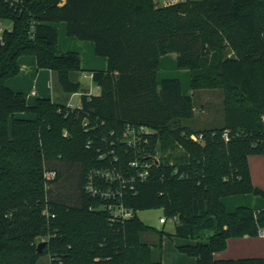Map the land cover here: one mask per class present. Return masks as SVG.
Instances as JSON below:
<instances>
[{
  "label": "trees",
  "instance_id": "obj_1",
  "mask_svg": "<svg viewBox=\"0 0 264 264\" xmlns=\"http://www.w3.org/2000/svg\"><path fill=\"white\" fill-rule=\"evenodd\" d=\"M157 1L24 0L17 9L0 2V17L11 20L0 45V264H165L161 244L153 251L142 239L158 230L137 216L155 208L176 219L172 236L188 240L177 248L195 264H264L213 256L228 238L264 229V209L229 212L222 203L234 194L264 196L248 164L264 154V0ZM60 21L67 36L92 41L107 58L106 69L91 70L98 93H82L75 107L67 98L80 91L84 70L77 51L58 48ZM167 53L189 70L193 90L221 89V127L193 131L184 123L195 113L192 96L178 78L157 80ZM24 55L56 74L65 101L29 105L7 85ZM127 125L150 129L148 143L128 147ZM145 153L159 163L123 198L134 214L110 219L97 209L104 201L84 190L88 173L114 165L131 173L128 162ZM60 164L78 169L71 196L60 192Z\"/></svg>",
  "mask_w": 264,
  "mask_h": 264
},
{
  "label": "rangeland",
  "instance_id": "obj_2",
  "mask_svg": "<svg viewBox=\"0 0 264 264\" xmlns=\"http://www.w3.org/2000/svg\"><path fill=\"white\" fill-rule=\"evenodd\" d=\"M162 2L167 3L169 0H158L157 3ZM5 25H9V21L4 22ZM58 27L59 33V41L60 43H64V45L68 44V36L66 34V23L64 21H60L56 23ZM171 56V55H169ZM20 63V71L14 77H11L9 83L11 85H15L16 89H20L24 92L26 98L30 101V103H34L38 96L49 94V88L47 85V79L45 76L38 75V72H43L45 70L37 69L35 66V57L33 55H24L19 60ZM174 64L171 66L172 69L176 71H180L177 66ZM164 70L162 67L160 69V73ZM168 71V70H167ZM167 74L163 75H172L166 72ZM83 74L86 75L85 78L81 75V87L80 90L87 91L86 93L97 92V88L91 79V71L84 70ZM174 74V73H173ZM162 75V74H161ZM158 74V80L161 78H175L172 76H164L162 77ZM36 89L37 95L35 96L32 91ZM91 91V92H90ZM194 106L196 108V113L194 116L188 120H184V123L189 126L193 131H201L206 128H216L221 127L223 125V114H222V98L223 94L221 89H196L193 90V94L191 95ZM73 101L76 103L79 100V93L75 94ZM27 100V101H28ZM73 102V103H74ZM201 105H204L205 112L200 114L198 109ZM169 150H165L164 153L168 154ZM257 154H251L250 156H256ZM59 172L61 173V181L60 184V192L64 194V190H68V194L73 193L74 184L77 182L78 177V169L74 165H64L60 164L58 167ZM63 185V187L61 186ZM72 187V188H71ZM68 196V195H65ZM70 197L68 196L67 199ZM137 216L148 226L156 228L158 231L153 232H145L142 234V239L145 242L151 243L153 245V251L156 247L159 248L158 245L161 244L160 253L162 256V262L165 264H195L196 258L191 256L185 252L179 251L176 245L184 243L188 240L175 238L172 236L174 232L176 219L168 218L166 223H160L159 218L164 216L162 209H143L137 211ZM190 242H194V240H189ZM48 258H42V262H46Z\"/></svg>",
  "mask_w": 264,
  "mask_h": 264
},
{
  "label": "crops",
  "instance_id": "obj_3",
  "mask_svg": "<svg viewBox=\"0 0 264 264\" xmlns=\"http://www.w3.org/2000/svg\"><path fill=\"white\" fill-rule=\"evenodd\" d=\"M67 38H68L69 45H64V43L61 44L59 41V33H58V48L60 50L77 51L80 54V66L83 70L88 69L91 71V70L106 69L107 58L104 56H99L95 54L94 43L92 41L80 40L75 37H69V36ZM174 61L176 63L175 53H167L160 57L159 66L157 69V80H158V74L160 75L162 74L161 75L162 77L174 75L175 78H178L180 80L182 94L192 95L193 89L191 88V85H190L189 70L179 69L180 71L178 70L176 71L175 69H172L171 66L174 64ZM35 66H36V62H35ZM161 67L164 70H162V72L160 73L159 71ZM166 72L172 75H163V74H167ZM38 75L40 76L44 75L45 79H47L49 94L42 95L43 93H41V96H38L37 98L51 96L54 99H59L63 101L66 100V98L64 97L62 93L60 85L57 81L56 74L53 71L49 69H45L43 70V72H38L37 76ZM9 80L10 79H8L7 81V85L11 89L23 92L20 89H16L15 85H11L9 83ZM160 81L161 80H158V82ZM86 92L87 91L80 90L76 93L71 94L70 97L67 98V102L73 103L74 102L73 96L75 94L79 93V96H80L82 93H86ZM32 93L35 96L38 94L36 89H34ZM221 98L223 99L222 96ZM27 100L28 98H26L27 104L29 105L33 104V103H30L29 100L28 101ZM79 101H80V97H79V100H77L76 103L74 102L73 104H79ZM198 111L200 114H203L205 112L204 105H201ZM194 112L196 113V108ZM18 116H28V115L25 113H20L18 114ZM248 164H249V170H250V176H251L252 183L257 187L264 189V154H257L256 156H249ZM222 203L225 209L229 212H234L236 208L240 206H246L254 210H260V209H264V196L255 195L251 193L234 194V195L223 197ZM213 256L216 259L264 258V235H260L258 233V235H254V236L245 235V236H239V237H230L226 241L225 248L223 250L215 251ZM161 260H162V256H161Z\"/></svg>",
  "mask_w": 264,
  "mask_h": 264
},
{
  "label": "built area",
  "instance_id": "obj_4",
  "mask_svg": "<svg viewBox=\"0 0 264 264\" xmlns=\"http://www.w3.org/2000/svg\"><path fill=\"white\" fill-rule=\"evenodd\" d=\"M24 0H0L4 5L13 7L14 9L19 8L23 4ZM176 0H169L167 3H173ZM9 21V25H5L4 22ZM11 30V20L8 18L0 17V45L4 43V36L6 32ZM83 78L86 77L82 73ZM97 88V87H96ZM91 92V91H90ZM93 93V92H91ZM87 93V94H91ZM95 93V92H94ZM98 93V90L95 94ZM70 107H75L78 104H73L68 102ZM152 133L150 129L143 125H127L124 132L122 141L132 148H136L139 145L148 143V135ZM222 137L227 141L229 139V134L224 131ZM193 140L201 139L199 135H192ZM148 155L144 158L143 156ZM152 156V157H151ZM101 159L104 158L103 154H100ZM116 160V158H114ZM159 163V155L150 153L140 154L135 159L128 162V168L133 169L131 173H124L122 168L114 165L111 168L94 169L91 170L86 178L84 185V190L92 197H99L104 201L97 209H106L109 212L110 219L112 220H122L124 218L131 217L134 212L132 209L125 207L123 203V198L129 194H135L136 185L139 182L146 180L149 176V170L153 165ZM52 176L55 172L50 173ZM167 218L165 216L159 218L160 223H166ZM258 233L264 235V229H259ZM46 237H39L38 243L44 242Z\"/></svg>",
  "mask_w": 264,
  "mask_h": 264
},
{
  "label": "water",
  "instance_id": "obj_5",
  "mask_svg": "<svg viewBox=\"0 0 264 264\" xmlns=\"http://www.w3.org/2000/svg\"><path fill=\"white\" fill-rule=\"evenodd\" d=\"M44 245H45V243H44V242H41V243L38 244L37 247H38V249L40 250Z\"/></svg>",
  "mask_w": 264,
  "mask_h": 264
}]
</instances>
